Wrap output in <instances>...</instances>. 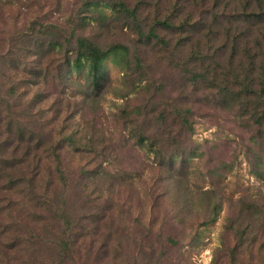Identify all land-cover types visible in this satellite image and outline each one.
I'll use <instances>...</instances> for the list:
<instances>
[{"label": "rangeland", "instance_id": "rangeland-1", "mask_svg": "<svg viewBox=\"0 0 264 264\" xmlns=\"http://www.w3.org/2000/svg\"><path fill=\"white\" fill-rule=\"evenodd\" d=\"M123 1L137 9L143 36L132 16L105 9L103 3L82 12L83 0H0V91L8 99L12 95V105L2 109L5 116L13 111L25 135L18 136L22 131L15 124L11 130L10 120L3 118L0 163L7 169L13 153L22 170L39 173L34 193L40 201L65 194L82 233L77 264H229L237 239L227 229L228 220L244 205L258 206L262 214L254 230L257 240H248L250 249L242 250L240 264H264V170L253 173L260 157L249 152L256 146L241 120L216 102L215 90L189 85L195 73L187 63L196 52L209 57L204 69L197 61L198 73L216 61L227 63L234 52L238 63L243 47L251 49L262 39L258 32L249 40L239 39L233 51L234 38L227 31L232 27L240 37L245 32V0L219 2L196 37L158 24H180L181 18L169 16L174 5H182L181 17L196 18L201 12L188 9L187 0ZM232 10L238 17L231 25ZM78 37L105 50L115 47L99 87L86 69L71 72L68 81L65 74L61 77L72 71L64 63L75 59ZM188 111L190 131L181 128L178 115ZM150 134L164 143L159 154L146 141ZM65 136L79 148L68 142L60 148L66 185L56 173L49 192L42 184L50 182L49 168L59 163L52 147ZM179 146L197 156L175 177L162 157ZM8 180L5 174L0 185ZM14 198L20 202L23 197ZM43 254L39 262L49 263L50 250ZM16 256L11 252L0 264H23L14 261Z\"/></svg>", "mask_w": 264, "mask_h": 264}, {"label": "trees", "instance_id": "trees-1", "mask_svg": "<svg viewBox=\"0 0 264 264\" xmlns=\"http://www.w3.org/2000/svg\"><path fill=\"white\" fill-rule=\"evenodd\" d=\"M188 9H195V11H200L201 13L196 17H181L179 12L182 8V5H174V10L168 11L169 16H175L176 18H181L180 24L175 25L168 22V20H160L158 24L164 27H173L178 31H181L185 37H196L201 30L206 28V14H213L215 6L219 2H229V0H187ZM213 2L211 9L208 7L209 3ZM103 3L104 8L109 10H114L118 14H127L132 16L135 23L138 33L143 36V29L136 22L137 9H130L125 1L123 0H83L82 12L95 11V7L98 4ZM229 5V3H228ZM208 7V10L206 9ZM244 8L247 10V14L244 17V22H246V30L248 32L235 35V30L230 27L227 31L229 37H233V51L236 50L237 41L239 39L248 38L260 33L262 39H256L255 46L253 48H248L249 44H246L243 47L244 51L241 54V60H238L236 63L235 58H239V54L234 52L233 56H230L227 59V63L221 64L216 61L214 65H209L205 71L198 73L199 66L197 61H201L204 66L207 62L204 54L196 52L195 56L187 61L191 62L190 72L195 73L191 76L189 85L198 86L202 84L209 90H215L216 102L225 110L232 111L238 119L241 120L243 127L251 133V141L260 149L264 155V0H245ZM206 9L204 12L201 10ZM101 14H105L104 10L101 9ZM236 10H232L229 17V24H233L234 20L238 17V13H235ZM177 13V14H176ZM213 19V24L217 22V15ZM220 17V14H219ZM252 28L255 29L254 33L250 34ZM208 29V28H207ZM215 31V30H214ZM74 35V34H73ZM227 36V37H228ZM254 36V37H255ZM246 43V42H245ZM52 48V47H51ZM76 53L74 60H69L65 64L69 66L68 70L72 69L68 73L61 75H66L65 81L71 80L69 78L71 72H76L80 70H87V76L91 81L97 86H100V81L102 79L103 69L107 60L112 58L114 61L113 53L115 47L105 50L100 47L98 44L90 41L86 38H77L75 48L72 49ZM245 53V54H244ZM212 60L214 58L211 57ZM190 63V64H191ZM189 64V66H190ZM61 69L64 70L62 65ZM1 87V86H0ZM196 88V87H194ZM2 92L0 91V136L3 135L1 128L4 122V117H7L11 125L15 124L16 127L21 130L19 123V118L13 115V111L9 112L5 116V112L2 109L5 105H12L11 96L3 97ZM6 98V99H5ZM12 107V106H11ZM2 109V110H1ZM191 111L188 113L178 114L181 117L180 123L183 130H192V123L189 119ZM18 119V120H17ZM18 134V136L24 138V132ZM171 134V133H169ZM63 135V133L61 134ZM173 139L176 136L170 135ZM146 137V141L149 142L150 147H153V152L159 154L160 148L164 146V143L160 140V136L157 134H150ZM156 137V138H155ZM158 137V138H157ZM72 137L65 136L62 141L56 147H52V154L55 156L56 161L59 163L56 164L55 169L51 170L49 168V180L50 182L42 184V187L49 191V188L53 182L51 178L56 175H59V180L61 184L65 187L66 175L62 167V161L60 154L58 153L60 148L65 147V142H68L67 145L71 148L78 149L79 145L72 140ZM9 141V138L7 139ZM33 141V139L31 140ZM144 142V141H142ZM0 147L2 148V142L0 141ZM30 145L26 148L29 149ZM256 148H250L249 152L254 155V158L260 160L257 165H253V173L257 175H262L264 170V158L259 156ZM186 147H178V150L169 155H164L162 157L163 164H168L169 172H173L176 177L180 171L186 170L190 161L195 158L196 151ZM2 151V149H0ZM2 158H0L1 161ZM178 159H181L178 164ZM19 162L15 154L11 153L10 162L6 167L10 168L11 171L7 172L5 167L3 168L2 162L0 168V182L5 178V174H8L9 180L8 183H2L0 185V202L7 200V203L0 205V257L1 261L4 262L5 257H9L11 252L16 253L14 261H19L23 264H42L39 262L38 258L44 256L45 250H50L51 259L49 258L46 264H77L75 256L78 253V240L81 236L79 229L78 220H73L72 215L69 213L67 205H70L64 196L61 197H48L47 200L40 201L39 196L34 193L37 190L38 183L34 182V179L37 178L39 173H34L35 170L32 168L21 169V166H18ZM180 167L177 172L175 169ZM20 169V170H18ZM20 172L19 175H16ZM14 175V176H13ZM181 176V175H180ZM179 176V177H180ZM26 182V183H24ZM44 192V191H43ZM50 192V191H49ZM45 193V192H44ZM22 195V200H14V195ZM46 194V193H45ZM217 206L212 210L213 214H217ZM44 209H48V213L44 212ZM40 211V212H38ZM42 211V212H41ZM183 210L180 212L182 213ZM179 212V213H180ZM262 210L260 207L255 205H244L242 208L230 219L228 220L227 229L232 231L234 236L237 239V243L234 247L230 249V260L229 264H240L239 255L242 253V250L247 251L250 247H247L248 240L251 242H256L257 237L255 236L256 228L255 226L260 221V215ZM183 219V218H182ZM180 218V222L182 220ZM208 220L204 223L207 224ZM78 230V231H76ZM248 235H252L250 239H246ZM170 242L174 241L170 239ZM25 257L20 260L19 255ZM9 259V258H8ZM9 264V263H6ZM44 264V262H43Z\"/></svg>", "mask_w": 264, "mask_h": 264}]
</instances>
